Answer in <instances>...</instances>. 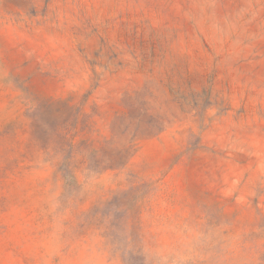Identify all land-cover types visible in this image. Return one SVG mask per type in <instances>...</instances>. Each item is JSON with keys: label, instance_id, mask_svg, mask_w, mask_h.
I'll return each mask as SVG.
<instances>
[{"label": "rangeland", "instance_id": "obj_1", "mask_svg": "<svg viewBox=\"0 0 264 264\" xmlns=\"http://www.w3.org/2000/svg\"><path fill=\"white\" fill-rule=\"evenodd\" d=\"M0 264H264V0H0Z\"/></svg>", "mask_w": 264, "mask_h": 264}]
</instances>
